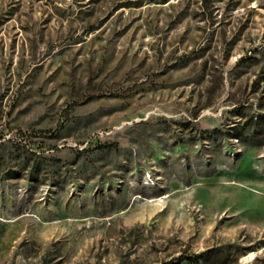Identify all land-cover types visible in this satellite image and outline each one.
<instances>
[{
    "label": "rangeland",
    "instance_id": "1",
    "mask_svg": "<svg viewBox=\"0 0 264 264\" xmlns=\"http://www.w3.org/2000/svg\"><path fill=\"white\" fill-rule=\"evenodd\" d=\"M262 115L264 0H0V264H264Z\"/></svg>",
    "mask_w": 264,
    "mask_h": 264
},
{
    "label": "trees",
    "instance_id": "2",
    "mask_svg": "<svg viewBox=\"0 0 264 264\" xmlns=\"http://www.w3.org/2000/svg\"><path fill=\"white\" fill-rule=\"evenodd\" d=\"M259 123L264 124V115L261 116V120L257 119V120L255 121V124H259ZM200 256H201V255H196L195 257H196V258H197V257L199 258ZM188 258H189L190 260H192V261L194 260V259H193L192 257H190V256H189Z\"/></svg>",
    "mask_w": 264,
    "mask_h": 264
},
{
    "label": "bare ground",
    "instance_id": "3",
    "mask_svg": "<svg viewBox=\"0 0 264 264\" xmlns=\"http://www.w3.org/2000/svg\"><path fill=\"white\" fill-rule=\"evenodd\" d=\"M250 256V255H249Z\"/></svg>",
    "mask_w": 264,
    "mask_h": 264
}]
</instances>
